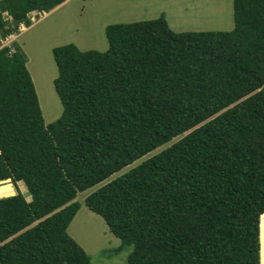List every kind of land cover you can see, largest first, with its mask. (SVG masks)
<instances>
[{
  "label": "trees",
  "instance_id": "1",
  "mask_svg": "<svg viewBox=\"0 0 264 264\" xmlns=\"http://www.w3.org/2000/svg\"><path fill=\"white\" fill-rule=\"evenodd\" d=\"M65 1L0 0V264H94L68 231L79 192L180 136L85 203L133 245L124 264H261L264 0H234L231 30L162 15L110 24L106 50L54 47L47 123L26 53L2 44Z\"/></svg>",
  "mask_w": 264,
  "mask_h": 264
},
{
  "label": "rangeland",
  "instance_id": "2",
  "mask_svg": "<svg viewBox=\"0 0 264 264\" xmlns=\"http://www.w3.org/2000/svg\"><path fill=\"white\" fill-rule=\"evenodd\" d=\"M162 15L176 31L231 30L235 27L234 0H66L49 12H32L31 25L22 23L20 31L4 38L2 45H17L26 53L44 118L50 123L59 118L64 109L54 82L58 75L54 47L75 43L82 50H106L109 48L107 26L110 24L154 19ZM180 137L79 192L82 205L68 231L90 254L94 264H124L133 251V245L124 243L111 231L106 220L87 206L86 196ZM11 182L13 194L22 192L31 199L23 180L14 182L11 179ZM260 225L261 264H264V215Z\"/></svg>",
  "mask_w": 264,
  "mask_h": 264
},
{
  "label": "crops",
  "instance_id": "3",
  "mask_svg": "<svg viewBox=\"0 0 264 264\" xmlns=\"http://www.w3.org/2000/svg\"><path fill=\"white\" fill-rule=\"evenodd\" d=\"M62 4H63V3H62ZM62 4H61V5H62ZM59 6H60V5H59ZM59 6H57V7H59ZM57 7H56V8H57ZM54 9H55V8H54ZM54 9H53V10H54ZM24 25H25V24H24Z\"/></svg>",
  "mask_w": 264,
  "mask_h": 264
},
{
  "label": "clouds",
  "instance_id": "4",
  "mask_svg": "<svg viewBox=\"0 0 264 264\" xmlns=\"http://www.w3.org/2000/svg\"><path fill=\"white\" fill-rule=\"evenodd\" d=\"M13 35V34H12Z\"/></svg>",
  "mask_w": 264,
  "mask_h": 264
}]
</instances>
